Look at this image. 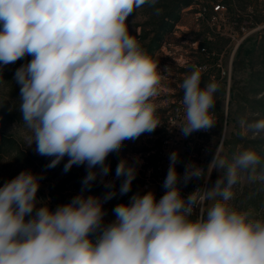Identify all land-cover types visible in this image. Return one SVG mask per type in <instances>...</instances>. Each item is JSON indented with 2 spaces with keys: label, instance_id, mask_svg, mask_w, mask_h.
Returning a JSON list of instances; mask_svg holds the SVG:
<instances>
[{
  "label": "clouds",
  "instance_id": "1",
  "mask_svg": "<svg viewBox=\"0 0 264 264\" xmlns=\"http://www.w3.org/2000/svg\"><path fill=\"white\" fill-rule=\"evenodd\" d=\"M159 0H0V89L3 70L18 67V110L28 147L63 171L85 166L80 193L55 210L38 199L43 174L23 170L0 186V264H264V218L230 203L245 179L264 185V161L252 148L231 161L218 144L203 167L189 162L181 176L178 152L169 154L157 199L149 190L119 203L105 223L104 204L132 189L139 158L121 159L106 180L109 155L161 126L157 105L161 70L130 34L128 18L144 6L159 15ZM166 70V69H165ZM164 70V71H165ZM205 67L193 65L180 87L187 137L216 125L220 84L203 87ZM252 136L264 118L241 120ZM220 172L211 187L182 195L181 185ZM103 197L85 195L95 183Z\"/></svg>",
  "mask_w": 264,
  "mask_h": 264
},
{
  "label": "rangeland",
  "instance_id": "2",
  "mask_svg": "<svg viewBox=\"0 0 264 264\" xmlns=\"http://www.w3.org/2000/svg\"><path fill=\"white\" fill-rule=\"evenodd\" d=\"M245 1L247 2L248 10L255 13L254 19L250 18L247 35L239 47L241 45L252 46L254 44H262L264 47V0ZM160 2L161 0L156 5L157 8ZM210 13L211 0H199L198 4L183 9L179 15L178 22L174 23L173 31L163 35L161 39L157 40L156 44L152 42L153 30L155 29L154 9L144 6L129 16L127 24L130 34L140 42L143 49L152 57L154 63L162 71L158 95L153 98V102L157 105V117L161 121V126L150 134H143L135 141H125L118 153L109 155L110 160H107L106 163L111 166V171L108 177L105 178L106 180L115 178V169L121 159H128L131 162L133 158H139L141 163L138 165L137 176L129 193L121 195L119 193L121 181L116 180V195L104 204L107 212L104 218L105 223L115 219L112 209L117 204L128 203L132 195L138 192L141 193L139 173L144 172L141 167L152 162L154 150L158 148L162 139L161 128L164 118L169 114L168 110L172 112L180 105L181 96H183L180 85L185 76L191 72L193 62L208 61V68L219 70V72L222 69L226 71V76L219 83L220 91L215 94L216 103L214 106L220 124L223 126L222 133L225 134L222 154L231 161L233 155L240 150L241 146L228 143V141L237 135L248 137V133L245 132L242 126L237 127L235 125L228 112L233 106L235 109V105L230 104L233 78L236 76V78L247 80L249 70L241 71L237 74L234 73L233 62L230 64V60L232 58L234 61L239 47L235 49L236 41L230 37L232 30L227 24L222 23V21L218 23L226 31L225 37L210 40L204 37V32L208 28L207 19ZM195 33L201 34L199 44H211L208 48L209 55H201L196 50L197 44L194 42V38L197 35ZM22 64L24 63L10 64L3 70V79L8 83L3 86V89H0V133L13 137L16 141V146L11 152H0V186L23 170H31L33 173L43 174L44 179L41 180V186L37 194L38 199L45 201L50 209L55 210L58 205L69 202L72 197L80 193L81 181L86 175V168L85 166L77 167L74 165L70 171L65 173L63 166L67 162L66 157L55 168L48 169L45 166L50 162L49 158L37 155L34 151V145L28 147L25 141L26 133L21 130L19 125L21 122V114L18 110L19 86L15 85L13 81L16 69ZM217 65H221V67L217 68ZM261 68L260 66L257 72ZM262 71H264V68ZM204 77L206 78V76L202 78ZM256 81V87L263 89L258 95L260 97L264 95V73L262 76L256 75ZM262 118H264V114ZM219 133L216 132L212 138L215 149L218 146L215 142L218 140ZM252 137L255 136H249V138ZM258 137L264 139V133H261ZM209 160L211 161L212 159L210 158ZM220 174V172L214 170L211 177L207 179L206 187H211ZM248 183L245 179L239 185L244 186ZM93 186L94 192L88 191L85 192V195L103 197L107 192L99 181ZM253 214L258 218H264V203L255 207Z\"/></svg>",
  "mask_w": 264,
  "mask_h": 264
},
{
  "label": "trees",
  "instance_id": "3",
  "mask_svg": "<svg viewBox=\"0 0 264 264\" xmlns=\"http://www.w3.org/2000/svg\"><path fill=\"white\" fill-rule=\"evenodd\" d=\"M198 2L199 0H161L160 5L158 6V8L161 9V12L159 15L155 14L154 17L155 29L153 30V44H156L157 40L161 39L163 35L173 31L174 23L178 22L180 17L179 15L183 9L196 5ZM223 2L227 5L230 16L232 20L235 21L237 27H239L244 20H248L250 18L254 19L255 12H250L248 10V5L245 0H223ZM195 34L197 36L194 40L201 39V34ZM206 45L210 47L211 44L208 43ZM30 59V56L25 57L16 63H26ZM260 66L262 68L257 72ZM263 68L264 47L262 44H254L252 46L241 45V47H239L233 61L234 73L237 74L238 72L249 70V75L247 80H244L243 78H236L235 76L231 86L230 104H234L235 109L234 106L231 107L228 114L233 119L237 127L241 126V120L252 121L263 117L264 95L258 97L263 89L256 87V75L262 76L264 73V71H262ZM207 80L208 78H202L201 86H203ZM249 136L252 135L250 133H248V137L237 135L232 140H229L228 143L241 146L239 151L245 148H252L260 154L262 161H264V139L258 136L249 138ZM15 146L16 141L13 137L0 133V152H11ZM109 157L107 160H110ZM90 191L94 192V186ZM106 191H108V189H106ZM234 192L235 197L230 203L237 209L249 210L253 213V209L255 207L264 203V186L259 182L248 183L244 186L237 185L234 188Z\"/></svg>",
  "mask_w": 264,
  "mask_h": 264
},
{
  "label": "built area",
  "instance_id": "4",
  "mask_svg": "<svg viewBox=\"0 0 264 264\" xmlns=\"http://www.w3.org/2000/svg\"><path fill=\"white\" fill-rule=\"evenodd\" d=\"M207 21L208 28L204 32V37L206 39L210 40L225 37L226 31L218 25V23L222 21V23L227 24L232 30L230 37L236 41V49V47L238 48L240 43L246 37L251 19L244 20L241 25L237 27L235 21L232 20L230 14L228 13L227 5L223 2V0H211V13ZM194 42L197 44L196 50L200 52L201 55L210 54L208 51L209 47L207 45L199 44L200 39L194 40ZM232 62L233 60L231 58L230 64H232ZM193 65L200 67L206 66L207 70L202 73V77L206 76V78H208L207 82L215 80L216 82L221 83V80L226 76L225 69H222L219 72V70H212L211 68H208V61L193 62ZM220 67L221 65H217V68ZM182 97L183 96H181V101ZM168 112L169 114L165 116L162 123V139L158 148L154 150L152 162L144 164L143 167H141V169H144V172L142 171L139 173L141 193L153 190L157 199H159L165 191L162 187V183L167 174L169 154L171 152H178L179 162L176 167L177 172L182 176L185 170V165L189 162H193L207 170V166L209 164L208 162L210 161L209 159H212L215 152V144L212 143V138L216 132H221L219 133L217 142H215L216 144L222 145L225 140V134L222 133L223 126L220 124V120L218 119V115L214 109L212 110V114L216 120V125L207 131L202 130L193 132L187 137H185L179 129V127L185 122V112L182 102L175 110L172 112L168 110ZM206 183L207 175H205V179H193L187 184V186L181 185L182 195L187 197L189 193L195 191L196 189L206 187Z\"/></svg>",
  "mask_w": 264,
  "mask_h": 264
}]
</instances>
